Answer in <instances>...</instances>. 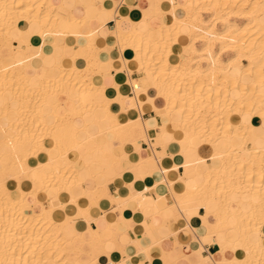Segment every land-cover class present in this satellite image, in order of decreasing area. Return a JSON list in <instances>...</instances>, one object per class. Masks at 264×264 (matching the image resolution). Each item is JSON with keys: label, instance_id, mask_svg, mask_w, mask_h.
Here are the masks:
<instances>
[{"label": "bare ground", "instance_id": "6f19581e", "mask_svg": "<svg viewBox=\"0 0 264 264\" xmlns=\"http://www.w3.org/2000/svg\"><path fill=\"white\" fill-rule=\"evenodd\" d=\"M104 1L76 2L86 9L78 17L60 0H0V264H100L111 230L89 225L87 231H77L74 216L65 209L72 205L88 215L91 206L78 201L84 196L114 203L105 186L96 184L94 172L126 162L136 179L160 168L164 178L153 184L167 182L173 200L163 193L158 199L174 210L185 207L188 219L198 201L207 215H214L213 221L203 217L202 233L216 237L212 242L221 254H239L223 255L216 264H264V0H146L142 16L128 28L117 24L108 39L120 48L119 69L130 73L135 68L143 75L113 87L92 81L102 67H114L113 59L102 61L99 50L90 47L96 31L89 24L94 18L102 22L100 13L114 14V5L98 6ZM152 15L169 19L154 26ZM71 34L76 41L82 36L87 45L79 43L73 55L51 56L46 63L42 47L47 39ZM183 34L188 42L180 44ZM34 60L45 74L30 72ZM124 85L133 90L137 111L142 113L146 104L155 111L154 123L141 116L122 122L111 113V96L122 103ZM73 88L78 89L75 95ZM88 113L94 115L92 124L85 119ZM156 126L161 128L149 155L132 160L128 153L126 160L112 151L110 135L129 140L148 132L150 140ZM251 136L248 145L245 137ZM166 137L178 144L179 152H197L182 162L190 181L172 176L177 164L173 154L166 158ZM157 143L163 151L155 149ZM41 152L44 159L29 163ZM73 154L91 169L90 176L84 178L83 168L71 163ZM164 159L170 164L159 166ZM8 179L15 181L16 194ZM24 181L29 189L22 187ZM229 229L236 240L226 237ZM86 254L91 257L84 258Z\"/></svg>", "mask_w": 264, "mask_h": 264}, {"label": "crops", "instance_id": "0c3cea01", "mask_svg": "<svg viewBox=\"0 0 264 264\" xmlns=\"http://www.w3.org/2000/svg\"><path fill=\"white\" fill-rule=\"evenodd\" d=\"M78 1L81 0H60L63 4L73 8V13L76 16L83 17L86 14V9L80 4H75ZM90 1L97 2L98 0ZM115 1H117L114 2L116 4H113V0H105L101 2L102 5L98 2V6L102 8L105 6L107 8H112L114 5L115 8H112L114 14L111 17H106V14L100 13L98 14V18L102 22L94 18L88 27L96 31L95 45L97 50H99L100 59L104 62H107L109 59L114 60V67L108 69L107 66H104L100 72L92 75V81L94 83L97 85L104 84L107 87H113L111 86L113 84H126L130 79L139 78L143 75L142 72L137 71L135 68H133L130 73L126 69H119L121 64L117 58L120 56V48H118L119 46L117 44L110 45L108 39L111 37L112 31L116 28L117 24L121 25L123 28H128L131 26V22L139 19L142 16L141 9L147 6V1ZM168 19V15L164 17L152 15L150 17V22L155 26L165 20L168 21ZM184 34L181 35L178 40L180 44L188 42V38L185 37L186 35ZM82 35L85 34L82 33ZM35 40L37 42L36 37H34V44L37 45ZM60 43L65 44L61 45ZM79 43L86 44L82 36L78 38V41H76V38L72 34L65 37L64 35L49 37L46 44L42 47V52L46 55L44 59L45 62L49 63L52 59L51 56L62 55L63 53L64 55H73L75 53V46ZM16 45L15 43L14 46ZM179 48L180 47H176L175 52ZM6 56H10V54L7 53ZM176 59L175 56L172 57V60ZM36 64L35 60L31 62L29 70L32 69L30 72L32 74L36 73L37 76L45 74L46 71L40 68L38 69ZM32 82L35 83L36 80L33 79ZM77 91V88H73L70 90V93L71 95H75ZM122 92L124 94L122 103L119 97L115 95L111 96L113 100L110 101L109 105L111 113L115 114L122 122L132 117L141 116L142 119L144 118V120L149 123H154V120H156V113L149 107V104L145 105V109L141 113L137 111L138 109L135 107V101L133 99L134 93L130 86L124 85ZM85 119L92 124L94 115L88 113L85 115ZM79 124L81 125V123ZM90 128L91 133H96L98 131L93 125H91ZM160 128L159 126L155 127V130L152 131L153 137H151L152 139L150 140L147 137L148 132H144V135H139L136 136L135 139L130 138L129 140H122L110 135L111 149L116 155L123 159L127 158L126 155L128 153L132 160H136L139 156H147L153 148L151 144L155 143L154 136ZM80 132L79 137H83L82 131ZM179 134V131H175L177 137H179ZM166 139V147L165 149L163 148L165 155L167 154L166 158L169 157V154H173V162L177 164L172 176L179 174V176L181 175L184 179L190 181L189 174L185 172L182 162L185 158L193 159L197 152L193 150H189L186 153L179 152L180 147L178 144L171 140L170 137H166ZM45 144L50 145V139H45ZM155 149L157 151H163L161 150L162 146L158 143L155 145ZM95 153L99 154L98 152ZM83 155L88 157L89 160L92 158L88 150H84ZM44 158L45 153L41 152L36 157H30L29 163L33 164L38 159ZM69 160L76 167L80 169L83 168L81 175L84 178L91 175V169H85L84 163L80 164V157H78V155H71ZM169 164L170 162L166 159L158 162L159 166ZM129 166L130 163L128 162L117 167L105 165L94 172L96 184L105 186L106 191L112 197L116 198L114 203L105 197L100 200L95 196H84L78 201H86L89 207L91 206L88 215H81L78 209L72 205H68L65 209L66 213L68 212L70 215L74 216V228L77 231H87L86 229H88L89 225L91 227L100 225L104 229L108 228L111 230L113 236L112 239L108 240L109 243L105 246L107 250L106 253H102L99 256L100 264H216L222 259L223 255L229 258L238 254L235 253V251H228L227 253L221 254L217 249L219 246L212 242L216 237L206 232L202 233L203 217L207 216L210 221H213L214 215L212 213L207 215L200 201H198L199 205L196 213H193L190 219H188L187 209L185 207L176 206L174 210L169 207L166 201L158 199V195L163 193L168 197L169 201L173 200V195L170 192L167 182H164L166 185L159 183L157 186H154L155 182H160V180L164 178V172L160 170V168L153 171L151 175L145 178L136 179L134 172L130 170ZM101 170L103 171L101 172ZM131 183L133 184L131 185ZM7 185L11 189V192L16 194L15 181L13 179H8ZM22 187L29 189L30 185L24 181ZM178 188H180V185ZM74 191L77 193L79 189L76 188ZM142 191L143 194L140 193ZM40 198L43 204L47 206L48 200L44 193H40ZM123 205L126 208L124 213L122 211ZM157 205L163 207L164 211H157ZM61 213L62 212H59V216L62 215ZM108 222H111L110 225ZM225 235L229 239H237V234L231 229L226 231ZM138 257L142 258L139 260ZM232 264L237 263L233 261Z\"/></svg>", "mask_w": 264, "mask_h": 264}, {"label": "rangeland", "instance_id": "374dc122", "mask_svg": "<svg viewBox=\"0 0 264 264\" xmlns=\"http://www.w3.org/2000/svg\"><path fill=\"white\" fill-rule=\"evenodd\" d=\"M222 25H219V27H221ZM81 28H84V27H81ZM86 45H87V43H86ZM197 45L200 47L201 45H202V43L201 42H199V44L197 43ZM92 46H93V48H92ZM91 49H92V51L93 52H96V50H97V47H96V45H95V43L94 44H92L91 46ZM216 48H218V45L216 46ZM95 49V50H94ZM4 52H6L7 50L5 49V50H3ZM7 53V52H6ZM232 54V52L230 53H225L224 54V57H227V56H229V55H231ZM197 59V58H196ZM195 59V60H196ZM186 60H188V59H186ZM190 60H191V58H190ZM201 64H204L203 62H200ZM92 71H94L93 69H91ZM91 73V72H90ZM92 74V73H91ZM33 101H34V98H31ZM245 139L247 140L246 142H247V144L249 145L250 144V141L249 140H252L253 139V136H251V137H245ZM52 191H54V193H56V191H57V188H56V186H53L52 187ZM65 199H68V197H66V196H64L63 195V200H65ZM84 258H89V257H91L90 255H85V256H83Z\"/></svg>", "mask_w": 264, "mask_h": 264}]
</instances>
